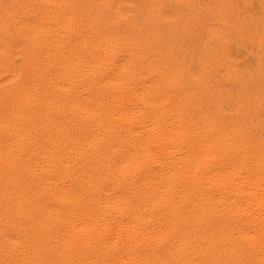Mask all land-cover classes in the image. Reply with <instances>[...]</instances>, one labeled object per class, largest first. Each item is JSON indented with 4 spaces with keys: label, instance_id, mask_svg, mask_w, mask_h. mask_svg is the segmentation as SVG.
Masks as SVG:
<instances>
[{
    "label": "bare ground",
    "instance_id": "obj_1",
    "mask_svg": "<svg viewBox=\"0 0 264 264\" xmlns=\"http://www.w3.org/2000/svg\"><path fill=\"white\" fill-rule=\"evenodd\" d=\"M0 264H264V0H0Z\"/></svg>",
    "mask_w": 264,
    "mask_h": 264
},
{
    "label": "clouds",
    "instance_id": "obj_2",
    "mask_svg": "<svg viewBox=\"0 0 264 264\" xmlns=\"http://www.w3.org/2000/svg\"><path fill=\"white\" fill-rule=\"evenodd\" d=\"M129 16H122L121 19H128ZM132 202L131 201H125L121 204H118V205H115L113 207V211L117 214V215H123V214H126L128 212H130L132 210Z\"/></svg>",
    "mask_w": 264,
    "mask_h": 264
}]
</instances>
